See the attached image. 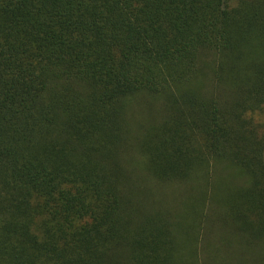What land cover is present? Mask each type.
<instances>
[{"label": "trees", "instance_id": "1", "mask_svg": "<svg viewBox=\"0 0 264 264\" xmlns=\"http://www.w3.org/2000/svg\"><path fill=\"white\" fill-rule=\"evenodd\" d=\"M0 264H264V0H0Z\"/></svg>", "mask_w": 264, "mask_h": 264}, {"label": "rangeland", "instance_id": "2", "mask_svg": "<svg viewBox=\"0 0 264 264\" xmlns=\"http://www.w3.org/2000/svg\"><path fill=\"white\" fill-rule=\"evenodd\" d=\"M136 168H137V170L139 171V170L142 168V166H141V165H138V166H136ZM145 187L149 188V187H151V186H150V184L147 183V184L145 185ZM191 187H192V184H191V183L184 184V186H183V190L186 189V190L188 191V190H190ZM186 190H185V191H186ZM151 197H152L151 194H150V193H147L143 199H144L145 201L151 203V202H152ZM182 198H183V197H182ZM182 198H180L177 202H174V203H173V206H176V207L178 208V207L180 206V204H181Z\"/></svg>", "mask_w": 264, "mask_h": 264}]
</instances>
